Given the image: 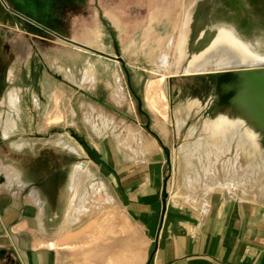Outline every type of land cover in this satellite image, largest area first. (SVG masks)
<instances>
[{"label": "crops", "instance_id": "crops-1", "mask_svg": "<svg viewBox=\"0 0 264 264\" xmlns=\"http://www.w3.org/2000/svg\"><path fill=\"white\" fill-rule=\"evenodd\" d=\"M6 1L42 28L16 15L19 30L0 24V264H264L263 201L225 189L175 197L169 163L149 136L127 150L116 135L118 115L107 104L120 74L133 96L140 82L128 69L140 66L130 58L149 66L177 34L166 0H132L143 16L124 33L114 15L129 0ZM128 111L122 116H135ZM59 125L82 145L54 140ZM75 158L111 178L121 220L109 235H90L96 220L84 223L71 205Z\"/></svg>", "mask_w": 264, "mask_h": 264}, {"label": "rangeland", "instance_id": "rangeland-1", "mask_svg": "<svg viewBox=\"0 0 264 264\" xmlns=\"http://www.w3.org/2000/svg\"><path fill=\"white\" fill-rule=\"evenodd\" d=\"M133 1L129 0L126 9H118L114 15L124 28L121 33L126 32L129 22H141L144 6ZM8 7L12 8L6 0H0V24L17 22ZM166 7L171 25L174 23V28L178 25L176 36L168 40L155 60L149 61V66L130 58L128 63L140 66L139 70L128 69L130 78L140 82L134 87L135 94L126 92V79L120 74L114 90L116 92L119 85L121 95L116 93L111 104L107 102L118 115L116 135L127 150L139 145L142 140L139 135L149 136L169 163L165 175L175 197H202L225 189L264 202V132L255 126L264 125V82L258 83L257 86H261L258 92L253 84L257 78H264V63L215 69L211 60H206L208 52L222 41L219 28L232 30L237 40L254 46V54L264 56V0H166ZM14 21V30H19V26L13 25ZM22 22L23 26L31 24ZM101 22L108 32L114 33L104 18ZM170 29L168 27L167 31ZM134 30L138 29L134 26ZM180 33L183 34L181 44ZM118 39L120 43L126 40L120 33ZM135 39L132 37L131 41ZM201 39L208 44L201 45ZM161 77H164L160 89L164 100L162 113H159L148 103L146 90L149 81ZM165 77H170L171 86ZM179 83L185 88L175 97L172 90ZM237 95H240L238 100ZM127 106L128 112L134 110L135 116H122ZM219 114L224 116L223 120L213 124V118ZM88 120L89 115L85 116V121ZM109 120L103 116L97 128L99 135H109ZM44 122L42 118L39 123ZM113 126L116 125L113 123ZM58 127L54 128L57 131L54 140L63 137L77 142L79 147L82 145L79 142L82 138L68 132L70 128ZM88 162L87 158H75L81 175L72 174L71 205L86 214L84 223L96 220L90 235H109L119 227L121 220L114 187L110 177L99 174Z\"/></svg>", "mask_w": 264, "mask_h": 264}, {"label": "bare ground", "instance_id": "bare-ground-1", "mask_svg": "<svg viewBox=\"0 0 264 264\" xmlns=\"http://www.w3.org/2000/svg\"><path fill=\"white\" fill-rule=\"evenodd\" d=\"M218 33L222 37L221 39L222 41L219 42L220 44L218 45L217 48L209 51L208 55H206L207 57L206 60H211V66H213V68L224 69L242 64L264 63V56H257L256 54H254L253 52L254 46L252 44H248L242 41L240 42L239 40H237V38L233 35L234 33L232 30L219 28ZM182 35L183 34L180 35V39H179L180 44L183 41ZM200 43L201 45L208 44L207 40L205 39H201ZM262 44L264 46V41ZM194 58H192L191 60H194ZM163 79L164 77H161L149 81L146 90V99L148 103L154 110H156L159 113H162V102H163L162 100H164L160 90L161 82L163 81ZM256 80L257 81L253 82V84L254 83L256 84L255 91H257V89H260L261 86H257V85L258 83L261 84L262 82H264V78L260 79L259 77ZM121 92L122 89L118 85L116 93L121 95ZM238 98H240V95H237L235 99L238 100ZM223 117L224 116L220 114L214 117L212 121L213 124H217L221 122V120H223L222 119ZM255 126L257 129L264 132V125H262L261 123H257ZM74 174H76V176L81 175V171L79 170V168H76Z\"/></svg>", "mask_w": 264, "mask_h": 264}, {"label": "water", "instance_id": "water-1", "mask_svg": "<svg viewBox=\"0 0 264 264\" xmlns=\"http://www.w3.org/2000/svg\"><path fill=\"white\" fill-rule=\"evenodd\" d=\"M1 1H3V0H1ZM8 10H9L12 14H14V15L20 17L21 19L27 21L28 23H31V24H33V25L36 26V27L42 28L40 25H38V24L32 22L31 20H29V19H27V18H25V17L19 15L18 13H16V11L13 10L12 8H9V7H8ZM116 60H117L119 63H122V60H121L119 57H117ZM146 128L148 129V127H146Z\"/></svg>", "mask_w": 264, "mask_h": 264}, {"label": "flooded vegetation", "instance_id": "flooded-vegetation-1", "mask_svg": "<svg viewBox=\"0 0 264 264\" xmlns=\"http://www.w3.org/2000/svg\"><path fill=\"white\" fill-rule=\"evenodd\" d=\"M11 37V35L10 36H8V38H10ZM8 44V43H7Z\"/></svg>", "mask_w": 264, "mask_h": 264}]
</instances>
